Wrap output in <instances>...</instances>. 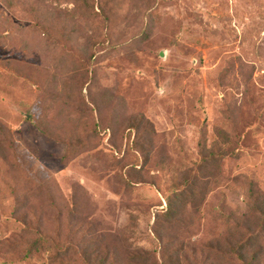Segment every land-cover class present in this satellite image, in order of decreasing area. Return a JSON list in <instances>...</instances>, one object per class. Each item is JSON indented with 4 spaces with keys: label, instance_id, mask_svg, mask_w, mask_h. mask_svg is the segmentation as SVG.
I'll use <instances>...</instances> for the list:
<instances>
[{
    "label": "rangeland",
    "instance_id": "374dc122",
    "mask_svg": "<svg viewBox=\"0 0 264 264\" xmlns=\"http://www.w3.org/2000/svg\"><path fill=\"white\" fill-rule=\"evenodd\" d=\"M170 259L264 264V0H0V264Z\"/></svg>",
    "mask_w": 264,
    "mask_h": 264
},
{
    "label": "trees",
    "instance_id": "16d2710c",
    "mask_svg": "<svg viewBox=\"0 0 264 264\" xmlns=\"http://www.w3.org/2000/svg\"><path fill=\"white\" fill-rule=\"evenodd\" d=\"M170 208H171V202L168 199V206L164 209L163 212H165V214H168L170 212ZM245 242L244 241H240L237 245V249H243L246 245H244ZM165 252V250H164ZM168 264H177L174 262V259H170L168 260Z\"/></svg>",
    "mask_w": 264,
    "mask_h": 264
}]
</instances>
